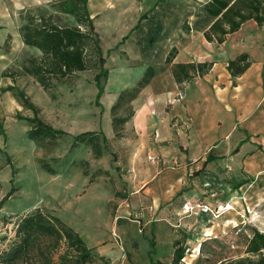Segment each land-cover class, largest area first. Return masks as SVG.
Instances as JSON below:
<instances>
[{"label":"rangeland","instance_id":"1","mask_svg":"<svg viewBox=\"0 0 264 264\" xmlns=\"http://www.w3.org/2000/svg\"><path fill=\"white\" fill-rule=\"evenodd\" d=\"M36 1L0 0L1 253L15 238L16 225L24 211L44 207L54 211L88 245L100 241L98 246L103 249L110 237L117 242L107 255H94L87 263H76L75 252H65L61 243L52 251L51 264H121L123 256V264H152L158 254L164 263L171 264L172 240L180 238L183 229L187 239L180 264H212L222 256L242 255L252 229L264 231V196L248 206L243 201L232 215L220 209L217 217L208 215L205 220L196 213L180 218L174 214L168 219L157 215L145 222V212L135 198L126 199V178L139 180L138 168L127 165L133 151L142 150L149 137L132 129L131 118L118 126V136L111 124L113 114L125 117L130 113L133 105L128 102L129 94L115 110L111 107L121 90L136 85L147 66L152 65L155 74L139 94L140 99L149 90L158 93L171 86V64L163 62L165 53L175 42L182 46L187 34L183 24L192 25L198 7L206 0H88L107 75L96 80V70H80L50 90L43 89L30 75L12 80L5 74L26 64L28 57L40 54L38 48L24 44L19 34L21 16L27 8L43 7L55 0L41 4ZM62 18L73 23L68 16ZM194 45L198 48V44ZM178 55L184 56L181 51ZM11 85L29 96L44 122L65 133L54 140L30 138L29 122L17 118V113H32L19 104L8 89ZM155 107L160 105L156 103ZM170 111L168 104L161 110L163 114ZM89 131L97 133L101 143L103 135L107 138L108 147L103 146L99 157L92 155L86 143L73 145L77 134ZM177 154L184 155L180 150ZM176 204L170 205L178 209L181 204ZM202 227H211L210 233L203 235ZM205 239L199 253V244ZM46 244L49 245L44 241L42 246ZM59 254L63 257L59 258Z\"/></svg>","mask_w":264,"mask_h":264},{"label":"crops","instance_id":"2","mask_svg":"<svg viewBox=\"0 0 264 264\" xmlns=\"http://www.w3.org/2000/svg\"><path fill=\"white\" fill-rule=\"evenodd\" d=\"M183 40L181 47L173 43L165 57L175 46L173 62H212L208 72L182 82H176L171 73V86L165 91L149 90L140 99L144 87L131 102L132 129L149 139H145L142 150L133 151L128 161L127 168H138L140 177L137 182L126 178V199L135 198L145 212V222L157 215L166 219L174 216L181 206L175 209L172 203L202 201L214 206L227 202L233 204V209L226 212L232 215L243 201L248 206L264 196V25L248 20L221 43L207 41L201 31L187 32ZM179 51L184 54L181 58ZM240 54L248 55L249 65L232 75L228 62ZM156 103L160 108L156 109ZM166 104L171 111L163 114ZM177 150L184 155H178ZM241 179L247 182L238 189L229 182ZM200 215L202 220L208 218L207 214ZM210 229L200 228L203 235ZM115 241L110 237L103 249L98 246L100 241L87 245L97 254L107 255ZM155 259L165 262L160 254Z\"/></svg>","mask_w":264,"mask_h":264},{"label":"trees","instance_id":"3","mask_svg":"<svg viewBox=\"0 0 264 264\" xmlns=\"http://www.w3.org/2000/svg\"><path fill=\"white\" fill-rule=\"evenodd\" d=\"M46 6H49L48 9ZM63 15L71 18L73 23L64 22ZM21 18L19 34L22 42L38 48L40 54L28 57L26 64L6 72L5 74L12 80H15L17 76L27 74L32 76L43 89L50 90L57 83L80 70H96V80L100 75H107L100 37L95 30L94 17L89 12L88 0H55L43 7L27 8ZM248 20H254L258 26L264 25V0H206L198 7L192 25L185 22L183 29L185 32L192 29L201 31L207 41L221 43L227 34L237 31ZM176 53L177 48L172 46L164 59V63L171 64V72L176 82L187 81L196 74L203 75L212 65V62L175 63L173 59ZM248 65V55L240 54L228 62V69L232 75H237L243 72ZM154 74V67L147 66L136 85L119 92L111 107L112 111L125 99V94H129L128 102L131 103L149 84ZM8 89L13 91L19 104L32 113L31 115H22L20 111L17 113V118H23L29 122L28 136L30 138L36 141L42 138L54 140L65 133L41 119L38 115L39 109L23 90L15 85L9 86ZM133 114V108L125 117L113 114L111 124L116 136L120 135L118 126L126 122ZM101 141L103 145L99 135L89 131L77 134L73 145L86 143L92 155L99 157L103 146H107V138L103 135ZM229 182L235 189H238L247 180ZM182 232L180 238L173 240L171 264H180L185 256L184 244L187 233L184 229ZM206 240L200 243L199 253H202ZM44 241H47L49 245L42 246ZM61 243L65 245V252L66 250L75 252L76 263H87L94 258V255H99L54 211L44 207H35L19 218L15 238L11 245L0 254V264H38L40 260L43 264H51L54 261L52 251ZM58 257L62 258L63 254H59ZM152 264L166 263L160 259H154ZM212 264H264V231L254 227L242 255L222 256Z\"/></svg>","mask_w":264,"mask_h":264},{"label":"built area","instance_id":"4","mask_svg":"<svg viewBox=\"0 0 264 264\" xmlns=\"http://www.w3.org/2000/svg\"><path fill=\"white\" fill-rule=\"evenodd\" d=\"M150 160H154L155 158L152 156H149ZM233 204H228L227 202H225L223 205L222 204H216L214 206H211L207 203H204L202 201L200 202H187L185 201L180 209L175 213L176 217H182L184 216V214L186 215H191V214H196V213H200V214H207L211 217H217V214L219 213L220 209H224L225 211L231 210L233 208ZM114 236L116 237V233H113ZM117 238V237H116ZM1 253V251H0Z\"/></svg>","mask_w":264,"mask_h":264},{"label":"bare ground","instance_id":"5","mask_svg":"<svg viewBox=\"0 0 264 264\" xmlns=\"http://www.w3.org/2000/svg\"><path fill=\"white\" fill-rule=\"evenodd\" d=\"M230 208H233L232 206Z\"/></svg>","mask_w":264,"mask_h":264}]
</instances>
